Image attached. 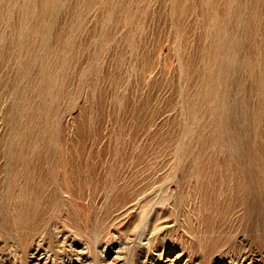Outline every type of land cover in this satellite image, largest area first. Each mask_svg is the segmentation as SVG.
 Segmentation results:
<instances>
[{
	"label": "rangeland",
	"instance_id": "obj_1",
	"mask_svg": "<svg viewBox=\"0 0 264 264\" xmlns=\"http://www.w3.org/2000/svg\"><path fill=\"white\" fill-rule=\"evenodd\" d=\"M52 1L0 0V264H264V190L260 218L232 200L221 208L193 165L195 146L225 118L216 109L225 88L233 137L264 142V0L233 10L224 0ZM212 1L229 49L221 59ZM212 62L223 75L207 100ZM22 159L35 172L14 178ZM22 193L26 229L41 225L19 235Z\"/></svg>",
	"mask_w": 264,
	"mask_h": 264
},
{
	"label": "bare ground",
	"instance_id": "obj_2",
	"mask_svg": "<svg viewBox=\"0 0 264 264\" xmlns=\"http://www.w3.org/2000/svg\"><path fill=\"white\" fill-rule=\"evenodd\" d=\"M224 1H227L228 2L227 4L231 6L233 10V7H234L233 4L237 0H224ZM55 3L56 1L53 0L50 3V8L53 6V9H54ZM211 4L214 7V12L212 14V19L214 23L212 24L211 30H213L214 33L212 34H214L215 36L214 44L212 46V51L215 53V55L219 59H221L222 56H224L223 54L227 51V50L226 51L224 50L228 49L225 45L226 30H224L225 27L222 26L223 21L220 19V14H221L220 8L217 7L213 1L211 2ZM238 40L237 38L236 39L232 38V41L234 43V48L230 50L231 54L233 55L231 57V60L237 59V57L235 56V54L237 53L235 52L237 49ZM61 57H62L61 59L62 64L61 62L59 64L62 65L61 70L63 71L66 61H67V50H65L64 54H62ZM247 61H248L247 64L251 66L249 62V58H247ZM250 61H251V58H250ZM232 64H235V63H232ZM209 71L212 73L213 83H212L210 90L204 94V98L207 100L210 97L215 96L218 92V89L220 86V79L222 78V75H223V71L221 70V63L217 64L215 62H212V64L209 66ZM44 76L48 80H53L56 74H53L50 71H46ZM263 84L264 83H261V88L258 93L259 99L261 98L259 108L257 107V110H258L257 118L258 119H260V114H262L260 113V110L264 107V85ZM227 90L228 89L225 88L222 94L223 96H221L217 102L218 105L216 109L217 110L219 108L222 109L224 111L225 118L221 120L220 126L215 129L216 134H215V137L213 138L214 140L202 141L201 143L195 146L194 161H193L195 173L200 178L199 187L201 186V192L206 193V196L209 198V200L212 203L220 205L221 208H226V207H230L231 204L229 203L227 205H224V204H221L219 200L221 199L232 200L234 201V203H237L240 206H247L248 208L247 210L250 213L252 214L257 213L258 217L260 218L261 216L260 209H262L260 208V197H261L260 188L264 190V142L260 143L258 141H255L254 143L250 144L248 142H245L240 137H237V138H235V136L233 137V128L225 125V119L229 116L227 113V109L224 108V105L226 104L228 100ZM42 94H43V97L49 100H53L55 96V93L50 88H45ZM191 104H192V110H194V107H195L194 102L192 101ZM244 113L245 112L243 110V117H244ZM227 120L228 119H226V121ZM26 138L28 137L26 136L21 140L22 142L20 143L22 145L28 144L26 143L28 141ZM248 149H251L250 154L247 152ZM19 154L22 155L23 153H19ZM33 163H34L33 161L23 160V159L20 163L16 160L12 162L11 168L13 169L14 178H17L24 174L29 175V174H32V172H35V169L31 168V165ZM24 166H28L29 169L26 170L22 168ZM72 178H73L72 173L69 172L65 175L64 179L62 180L63 188L69 192L71 190H75L74 182ZM225 179L228 181V184L227 186L222 187V184L225 183ZM44 187H45V184L43 185V187L41 186V188L44 191L48 192V198H49L50 204H52L53 206L52 202L55 199L53 192H51L50 190L44 189ZM22 188H23V191L27 193V197H31L32 199L37 198L35 195H38V196L41 195V193L37 189L33 188L32 186H29V187L25 186ZM146 195H151V194L146 193L144 194V197ZM24 197L25 195L22 193L17 198V201H21V203L15 206L16 219L13 222L14 223L13 231H17L19 235H24L26 231H29V233H35L39 230L38 227L41 225L39 223L38 224L35 223L28 230L26 229L25 226L28 225L27 223H28L29 214H28V208H26L24 205V200H25ZM29 201L31 202L33 206H35V203L32 200H29ZM261 201L263 202V200ZM39 204H42V203L39 201ZM134 206H135V203H131L127 208L122 210V212H120L119 215L122 216V215L128 214L134 208ZM46 208L47 206L43 207V210H45Z\"/></svg>",
	"mask_w": 264,
	"mask_h": 264
}]
</instances>
